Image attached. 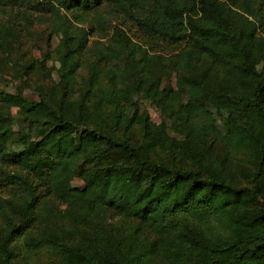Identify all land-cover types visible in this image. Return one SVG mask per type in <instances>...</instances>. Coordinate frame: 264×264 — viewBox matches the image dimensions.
<instances>
[{
  "label": "trees",
  "instance_id": "obj_1",
  "mask_svg": "<svg viewBox=\"0 0 264 264\" xmlns=\"http://www.w3.org/2000/svg\"><path fill=\"white\" fill-rule=\"evenodd\" d=\"M0 11L59 35L60 64L54 97L0 91V264H264V0H0ZM89 37L106 43L78 79ZM168 71L174 84L155 88ZM110 210L152 237L83 243L73 229Z\"/></svg>",
  "mask_w": 264,
  "mask_h": 264
},
{
  "label": "rangeland",
  "instance_id": "obj_2",
  "mask_svg": "<svg viewBox=\"0 0 264 264\" xmlns=\"http://www.w3.org/2000/svg\"><path fill=\"white\" fill-rule=\"evenodd\" d=\"M12 12L11 14L0 11V28L4 25H12L9 30H3L0 37V91L4 93H14L16 91L22 92L25 96L37 99L41 95L47 97H54L60 93V86H57L59 79V61L54 52V48L59 44V35H51L48 37V31L45 24L31 20L26 12L18 14ZM119 19H113L112 26L115 25L122 29L125 33L134 35L135 28L130 22H125ZM84 26V24H79ZM113 29L110 30L112 32ZM96 41V42H95ZM106 38L89 37L88 46L84 49L81 59L82 64L78 69L77 78L86 76L87 63L93 58H96L95 46H104ZM156 53L169 54L170 50L158 49ZM95 55V56H94ZM169 74H157L153 77L152 83L155 88H161L168 83L174 84V73L168 71ZM57 90L55 93V89ZM143 106L149 111L152 121L160 122L161 113L151 103L148 98H141ZM13 118L11 125L14 129L20 127L22 118L16 112V108L12 109ZM9 147L14 149L18 145L16 135H10ZM214 154L218 158L222 157V150L217 143L213 146ZM219 163V162H218ZM70 184L77 188H82L84 183L80 178H73ZM50 203L56 206H64L55 198H50ZM137 226L136 220L118 213L114 210L107 212L105 218L96 216L89 220L86 224H79L73 231L80 230L83 234V241L79 236L73 235L79 241L86 243L88 246L102 245L105 239L109 238L113 245L119 238L126 236L127 241L131 242V233H136L138 239L136 243L148 242L152 237V233L146 232L145 229L135 231ZM96 238L97 242L93 244L89 240Z\"/></svg>",
  "mask_w": 264,
  "mask_h": 264
}]
</instances>
